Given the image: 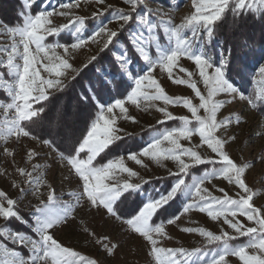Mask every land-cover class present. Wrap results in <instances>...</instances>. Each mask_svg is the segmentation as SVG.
I'll return each mask as SVG.
<instances>
[{
    "label": "snow or ice",
    "instance_id": "1",
    "mask_svg": "<svg viewBox=\"0 0 264 264\" xmlns=\"http://www.w3.org/2000/svg\"><path fill=\"white\" fill-rule=\"evenodd\" d=\"M83 2L104 4L105 0ZM123 3L130 11L113 9L112 20L109 21L117 22V29H111L101 21L99 27L87 37L81 35L86 28V19L74 14V10L80 8V0L62 3L60 11L53 8L36 13L32 12L35 0H23L18 14L20 22L7 28L13 41L9 48L0 49V56L6 57L0 58V92L7 97V100L0 101V141L6 144L11 138L38 139L56 154V159L68 169L65 179H76L80 191L78 195L71 193L75 204L60 203L55 189L45 179L46 171L34 175L40 165L33 164L32 171L17 168L18 176L26 178L24 182L33 189L34 194L39 193L41 188H47L48 194L46 200H40L35 207L34 219L26 220L17 210L18 202L0 191V219L5 221L0 226V239L29 250L25 256L16 248L0 246V264H98L97 259L63 245L54 236L58 227L66 226L70 219H74V209L81 200L97 211L103 210L108 217L121 222L131 233L142 238L149 246L147 255L151 264H229L228 257L238 258L240 264H264V208L254 206L256 193L246 183V172L252 165L239 164L231 157L227 145L235 137L224 135L233 119L236 124L241 121L238 116L217 119L219 111L231 103L223 98H235L239 92L229 76L232 71L242 67L240 58L233 55L234 48L239 49L241 55H246L252 51L254 42L241 36L234 45L224 48L216 37L217 29L223 25L228 12L233 16L234 38L248 20L255 22L259 19L264 24V0H192V13L179 24H173L170 18L157 24L152 21L151 12L139 14L140 0H123ZM56 15L68 17V23L55 26L53 17ZM103 15V11H97L92 18ZM126 29L127 41L120 42L118 37ZM66 31L74 38L73 42L65 44L50 40ZM100 36L106 37L101 51L114 42L122 44L124 48L118 59L121 68L127 65L125 71L131 73L132 79L126 95L108 104L99 101L95 94L81 97L80 102L91 104L98 114L86 133L62 147L54 139L36 137L31 126L39 125L46 113L45 105L51 103L53 93L65 90L67 85L64 80L69 72L82 70L75 69L70 62L72 53L89 42L96 43V38ZM217 47H221V51L217 52ZM129 48L138 60L144 62L141 73H132V65L136 61L128 54ZM58 50H62V53ZM96 59L93 56L89 62ZM182 59L190 61L195 72L181 66ZM157 69L162 74L166 73L172 84L190 89L198 103H194L192 98L170 96L154 75ZM177 70L184 76H177ZM260 73L264 75V68L260 69ZM195 76L199 77V81ZM120 82H123V74H120ZM199 83L204 86L203 92ZM261 83L264 85V81ZM108 85H113L117 90L120 86L115 78L109 79L105 87ZM240 99L244 97L240 96ZM256 102L264 104V86L248 101L254 107L257 106ZM129 106L137 110L155 109L161 117L158 124L177 122L176 126L157 130L139 151H130L126 157L142 167L144 159L160 167H165L166 161L172 162L176 171H169L168 174L175 180L162 193L153 195L146 191L144 185L148 181L139 184L131 182L138 173L127 167L125 157H113L103 162L99 159L124 139L122 129L117 126L119 119L137 122L135 117L128 114ZM170 106L181 107L190 116L174 115L169 111ZM194 137L199 138L198 143H192ZM182 141H187L190 146L186 147ZM204 146L210 155L205 156L198 151ZM4 152L9 156L14 155L8 148ZM26 155L29 161L38 158L34 149L28 150ZM201 167L204 168L202 174H192ZM190 174L191 182H188L186 178ZM125 175L127 179H124ZM214 179L223 180L238 189L237 198L230 196L224 188L217 189L222 196L213 195L204 185ZM18 186L13 183V187ZM21 191L23 193L24 190ZM132 194L140 197L139 203L130 215L124 217L121 215L122 206ZM181 197L184 198L183 213L198 211L212 222L222 220L232 234L227 231L214 234L203 227H187L181 231L198 234L206 242L205 247L188 250L160 246L162 239L170 237L163 223L154 222L155 217ZM239 217L245 218L251 226H246ZM179 219L180 216H173L167 223L174 224ZM13 220L25 226L31 224V235L12 229L10 224ZM83 231L95 238V233L88 228L85 227ZM240 238L246 240L239 244L232 243ZM95 243L107 256L114 255L119 246L108 243V237L95 238ZM208 246L213 247L211 255Z\"/></svg>",
    "mask_w": 264,
    "mask_h": 264
},
{
    "label": "rangeland",
    "instance_id": "2",
    "mask_svg": "<svg viewBox=\"0 0 264 264\" xmlns=\"http://www.w3.org/2000/svg\"><path fill=\"white\" fill-rule=\"evenodd\" d=\"M20 1L23 5V0ZM67 2H69V0H35V6H33L35 9L32 7V12L36 13L43 9L51 11L53 8L60 11V5ZM140 5L139 14L151 12V19L157 24L161 21H167L169 18L172 20L173 24H179L184 17L190 15L193 11L192 0H140ZM113 9L123 10L125 12L130 11L129 7L123 3V0H105L104 4L84 3L83 0H80V8L74 10V14L84 17L87 22L94 20L92 18L93 13L97 11L104 12V15L99 17L100 20L92 22L90 26L86 24V28L81 35L84 37L91 35L92 32L99 27L101 21L107 24L109 28L114 30L117 29L119 27L117 22H109L112 20ZM106 13L108 14L104 17ZM68 19V17L56 15L53 17L54 25L60 26L68 23ZM7 28L8 27L0 21V49L9 48L13 41L12 35L7 33ZM126 33H128L127 29ZM160 34H163L162 31ZM188 35L190 36L191 33L189 32ZM126 37L128 38V34H126ZM145 39H147L146 35ZM50 40L54 43L68 44L73 42L74 38L66 31L59 36L51 37ZM105 40L106 37L104 36L97 37L96 43L89 42L72 53L70 62L75 69L82 70L78 72H69L67 78L64 80V83L67 85L65 90L63 92L53 93L51 103H48L46 107L47 110L44 121H40L38 126L33 127L34 133L37 132L35 135L36 137L43 136L45 138L54 139L55 143L61 147L63 144L70 143L78 138L77 133H79V130L80 132L82 131V124L77 122L80 112L75 113L78 112V108L76 107L78 105V100L74 91V87L77 84H74V82L78 83L82 79L78 80L80 75L84 74V70L86 69L84 65L90 63L91 57L97 56L103 52L101 49L104 48ZM58 51L62 53V50ZM113 51L115 55L114 59L119 63L120 69L131 84V76L129 72L125 71L127 65L121 68V63L118 59V57L123 54V49L117 44ZM219 51H221L220 47H218V52ZM0 58L6 57L0 56ZM140 61L143 68L144 62L142 60ZM180 64L188 70L195 72V67L190 61L182 59ZM249 65L252 66L250 89L244 92L240 82L234 79L232 82L234 86L239 89V92L235 98H223L230 100L231 103H227L219 111L217 119L223 120L229 116L233 118L239 117L241 122L236 124L235 119H233V123H231L227 131L224 132L225 136L235 137V139L230 141L227 145V151L237 163H248L252 165L246 172V183L256 193L254 197V206L264 208V104L256 102L257 106L254 107L250 106L248 103L249 98H254V93L264 86L261 83L264 81V75L260 73V69L264 68V56L261 58L260 62L253 65V62L250 61ZM154 75L170 96L175 97L180 95L192 98L194 103H198V100L194 97L190 89L172 84L167 79L166 73L162 74L159 69H157ZM176 75L181 77L184 76V74L180 73L178 70L176 71ZM73 77L75 78L73 79ZM194 78L199 81L198 76ZM198 86L203 92V84L199 83ZM2 95L3 99H0V101L7 100L3 92ZM240 96H243L244 99L241 100ZM113 100L114 99L109 100L105 102V104L111 103ZM169 111L177 116H190V114L181 107L170 106ZM128 114L135 117L137 122L131 123L124 119H119L117 121V126L122 129L121 135L124 136V139L118 146H114L112 150H114L116 157H125L127 167L138 173V176L132 178L131 182L139 184L142 181H153L170 177L168 174L169 171H176L174 164L170 161L165 162V167H160L150 160L144 159V166L142 167L126 159L130 151H139V148H141L136 143V137L148 129L159 125L157 121L161 118L160 114L153 108L137 110L134 106H129ZM0 119H2V111H0ZM40 129L41 132L39 131ZM49 132L52 133L51 136H49ZM150 138L145 141L144 145ZM198 142L199 138L194 137L192 143L195 144ZM182 143L186 147L190 146L187 141H182ZM5 148H8L14 155H6L4 152ZM32 149L36 151L38 158L29 161L26 153L28 150ZM198 151H200L202 155H210V151L207 150L206 146L198 149ZM33 164L40 165L39 171L35 172L34 175L38 176L40 172L46 171L45 179L47 183L55 189L57 200L60 203L75 204V200L71 193L75 192L77 195L79 194L80 190L77 187V181L74 178L65 179L68 175V169L62 162L56 159V154L43 146L38 139L22 137L19 140H15L11 138L6 144L0 141V191L5 192L9 198L18 202L16 207L21 216L26 220L34 219L33 213L35 207L40 203V200H46L48 194L47 188H41L39 193L34 194L33 189L29 188L27 183L24 182L26 178L18 176L17 168L23 167L27 171H32ZM124 179H127L126 175ZM14 182L19 186L13 187ZM204 187L218 197L222 196V193L217 191L218 188H224L233 198H237V192L239 191L234 186L228 185L225 181L219 179H214L211 183H205ZM22 189L24 190L23 193L21 191ZM183 199L182 197V200ZM124 210L127 211L128 208ZM121 215L123 216V208ZM73 216L74 219H70L66 226H60L55 230V239L63 245L73 248L90 258L97 259L98 264H151L150 257L147 255L149 250L147 243L139 236L131 233L121 222L108 217L103 210L97 211L89 207L84 200H81L80 205L74 209ZM173 216H180V219L174 224H168L167 221L163 223L165 231L170 238L162 239L160 244L162 247H182L188 250L205 247L206 242L198 234H190L181 231L182 228L187 227H203L206 230L212 231L214 234H220L221 231H227L232 234V230L229 229L227 225H224L222 220L212 222L205 214L198 211L183 213V203L179 211ZM239 219L246 226H251L245 218L239 217ZM4 224L5 221L0 219V226ZM10 226L12 229H15L16 226L21 227L26 231V234L31 235V224L25 226L13 220ZM85 227L95 233V238L108 237V243L118 244L119 246L115 250V254L107 256L106 253L100 249V246L95 243V238L88 236L87 233L83 231ZM0 246L16 248L25 256L29 251L27 248H19L16 245H12L10 241L4 239H0ZM212 251L213 247L210 248L209 255L212 254ZM227 259L229 264H240L238 258L228 257Z\"/></svg>",
    "mask_w": 264,
    "mask_h": 264
},
{
    "label": "trees",
    "instance_id": "3",
    "mask_svg": "<svg viewBox=\"0 0 264 264\" xmlns=\"http://www.w3.org/2000/svg\"><path fill=\"white\" fill-rule=\"evenodd\" d=\"M21 8L22 4L20 0H0V21L2 22V24H4L6 27L16 26L20 22V17L18 14L21 12ZM33 9H35V7H33ZM107 14L108 13H106L104 17H106ZM98 20H100V18L87 22V25L90 26L92 22ZM232 22L233 16L231 12H228L226 14V18L224 20L223 25L217 29L216 37L219 45L224 48H227L230 44L234 45L241 36H246L254 42L252 51L246 55H241L240 50L234 48L233 55L234 57L240 58L242 67L239 70H234L229 74L230 79L232 81L234 79H237L240 82L243 91L246 92L251 87L252 66L249 65V62H253L254 65L257 62H260L261 58L264 56V40H262V33H264V24H262L259 19H257L255 22L252 20H248L246 24L242 25L241 31L237 32L234 38L232 33ZM126 34L128 33H126L125 30L120 34L118 40L120 42H126ZM115 45H117L116 42H114L113 45H110L106 50L97 55V59L91 61L87 65V67H85L86 69L84 70V74L80 75V77L78 78V80L81 78L82 79L78 83L74 82V84H77L74 87V91L75 96L78 100V105L76 106L78 108V112L75 113L80 112V115L78 114L79 116L77 122L82 124V131L80 132L79 130V133H77L78 138L81 137L82 134L86 133L87 128L90 126L91 122L96 118L98 114L97 110L93 108L91 104L85 105L81 103V97L85 95L92 97L93 94H95L96 97H99V101H103L105 103L112 99L123 98L124 95H126V91L129 90L128 86L130 85V81L120 69L119 63H117V61L114 59L115 55L113 49L115 48ZM119 45L124 51L122 44ZM216 51L218 52V47L216 48ZM128 54L132 57L133 60L136 61V63L132 65V73H140L142 68L141 61L138 60L137 57L131 52V48H129ZM120 74H123V82H120ZM129 75L131 76V73H129ZM111 78H115V81L120 84L118 90L113 85H108L107 87H105V84ZM0 99H3L2 92H0ZM99 101L94 102L98 103ZM47 104L45 105V107H47ZM45 115L46 113L43 114L41 121H44ZM176 124V121H169L167 124H159L155 127H152L147 131L141 133L138 137H136V143L139 147H142L145 141H147V139H149L153 134H156L157 130L163 131L166 128L176 126ZM33 127L35 126H31V130L34 133ZM39 131L41 132V129ZM36 133H34V135H36ZM113 148L114 146L109 151H107L106 154H103L99 158L101 162L116 157L114 150H112ZM203 171L204 168L201 167L199 171L194 170L192 174L200 175ZM186 179L188 180V182H191V174ZM174 180L175 177L170 176L164 179L148 181V183L144 185V187L146 191L151 192L153 195H155L157 192L162 193L167 190L168 187L174 182ZM139 199L140 197H138L136 194L128 196L126 203L122 206L124 217H127L128 214H131L132 210L136 207L137 203H139ZM182 201L183 200L181 197L180 200L171 203L170 206H168L165 210H162L155 217L154 222H166L169 218H171L179 211L182 206ZM126 208H128L127 211L124 210ZM15 230L26 233L23 228L18 226H16ZM245 240L246 238H241L236 241H232V243L239 244L244 242ZM210 248H212V246L208 247V251L210 250Z\"/></svg>",
    "mask_w": 264,
    "mask_h": 264
},
{
    "label": "bare ground",
    "instance_id": "4",
    "mask_svg": "<svg viewBox=\"0 0 264 264\" xmlns=\"http://www.w3.org/2000/svg\"><path fill=\"white\" fill-rule=\"evenodd\" d=\"M67 123V122H66ZM56 124V123H55Z\"/></svg>",
    "mask_w": 264,
    "mask_h": 264
}]
</instances>
